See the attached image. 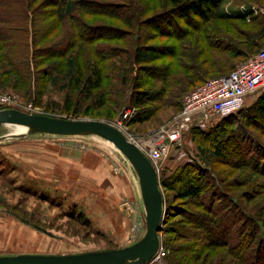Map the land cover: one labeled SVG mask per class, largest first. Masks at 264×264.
<instances>
[{
    "label": "trees",
    "instance_id": "trees-1",
    "mask_svg": "<svg viewBox=\"0 0 264 264\" xmlns=\"http://www.w3.org/2000/svg\"><path fill=\"white\" fill-rule=\"evenodd\" d=\"M225 1L0 0V90L37 106L62 85L66 114L111 121L134 108L129 126L181 113L183 96L264 43V22H247L251 10H222ZM253 95L237 114L193 127L194 161L161 173L168 264H244L243 253L264 264V88ZM204 160L229 171L218 175Z\"/></svg>",
    "mask_w": 264,
    "mask_h": 264
},
{
    "label": "rangeland",
    "instance_id": "rangeland-1",
    "mask_svg": "<svg viewBox=\"0 0 264 264\" xmlns=\"http://www.w3.org/2000/svg\"><path fill=\"white\" fill-rule=\"evenodd\" d=\"M221 9L231 13L251 10L247 22L253 21V17L264 22V5L254 0H226ZM258 30L256 28V32ZM263 44H258L256 49L263 50ZM0 93L8 94L16 101L9 108L2 106L1 109L66 119L101 120L113 126L121 115L106 121L66 114L68 92L62 85L48 88L37 106L19 93L3 90ZM258 95L250 97L247 106ZM179 114V111L168 109L148 123L134 126L126 123V133L140 139L149 138L174 121ZM17 132L18 127L2 126L0 138ZM199 140L192 130L186 134L184 145L172 151L181 150L184 157H170L168 160L173 161L169 168L165 166L168 173L175 172L187 161H194ZM59 155L69 158L63 165L57 164L59 170L55 171L51 162L53 159L56 162ZM0 158L4 161L0 164V257L108 251L131 246L143 237L146 219L138 176L130 162L111 143L95 136L66 137L36 133L1 140ZM71 158L78 162L77 165L74 163L73 173ZM226 159L236 158L227 154ZM204 162L218 175L229 171L223 161ZM45 168L48 173L43 170ZM243 171H237L234 176L238 177ZM247 190H234V193L240 196ZM259 192L264 196L263 187ZM137 225L145 227L142 234L136 233ZM34 226L47 230L52 236ZM222 252L213 253V262ZM243 258L244 264H254L256 261L249 253H243ZM162 262L168 264L166 256Z\"/></svg>",
    "mask_w": 264,
    "mask_h": 264
},
{
    "label": "water",
    "instance_id": "water-1",
    "mask_svg": "<svg viewBox=\"0 0 264 264\" xmlns=\"http://www.w3.org/2000/svg\"><path fill=\"white\" fill-rule=\"evenodd\" d=\"M0 126L25 130L1 137L0 141L39 133L66 137L95 136L111 143L130 162L138 176L146 219L143 237L128 247L81 254L5 256L0 257V264H147L152 261L161 247L165 197L155 167L133 140L105 121L57 118L16 109L0 110ZM34 227L52 236L47 230Z\"/></svg>",
    "mask_w": 264,
    "mask_h": 264
},
{
    "label": "built area",
    "instance_id": "built-area-1",
    "mask_svg": "<svg viewBox=\"0 0 264 264\" xmlns=\"http://www.w3.org/2000/svg\"><path fill=\"white\" fill-rule=\"evenodd\" d=\"M263 88L264 49L230 74L207 80L186 94L179 116L153 136L140 139L126 133V121L136 113L134 108L125 109L115 127L138 145L155 167L160 179L167 160L174 153L172 151L184 145V138L193 127L206 128L213 121L237 114L246 106L247 99ZM14 103L16 101L13 97L0 93L1 106L9 108ZM144 230L142 225H137L135 229L137 234H142ZM164 256L161 246L156 256L147 264H156Z\"/></svg>",
    "mask_w": 264,
    "mask_h": 264
},
{
    "label": "crops",
    "instance_id": "crops-1",
    "mask_svg": "<svg viewBox=\"0 0 264 264\" xmlns=\"http://www.w3.org/2000/svg\"><path fill=\"white\" fill-rule=\"evenodd\" d=\"M177 157H184V153L182 154V151H176V152H174L173 153V155H172V157H171V159H176ZM69 158V157H68ZM68 158H67V156H57L56 157V162H55V159H53L52 160V162H51V165H53L54 167H55V171L58 169V167H56L57 166V164L59 165V164H61V165H63L64 164V162H68L67 160H68ZM72 159V161H71V164H72V173H73V169H74V163L77 165L78 164V162H74L73 161V158H71ZM170 161V163H168ZM173 160H168L167 161V163H166V166H168V168H169V166H170V164H171V162H172ZM56 164V165H55ZM43 170H45V172L46 173H48V171H47V169L45 168V169H43ZM59 170V169H58ZM78 171V167L76 166V172ZM156 264H166L165 262H162V260L161 261H159V262H157Z\"/></svg>",
    "mask_w": 264,
    "mask_h": 264
},
{
    "label": "bare ground",
    "instance_id": "bare-ground-1",
    "mask_svg": "<svg viewBox=\"0 0 264 264\" xmlns=\"http://www.w3.org/2000/svg\"><path fill=\"white\" fill-rule=\"evenodd\" d=\"M21 130H24L23 128H18V133H21Z\"/></svg>",
    "mask_w": 264,
    "mask_h": 264
}]
</instances>
